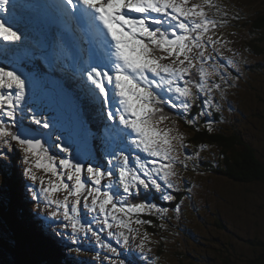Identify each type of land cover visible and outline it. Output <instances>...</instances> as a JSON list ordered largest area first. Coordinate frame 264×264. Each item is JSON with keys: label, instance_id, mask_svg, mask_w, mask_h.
<instances>
[{"label": "snow or ice", "instance_id": "snow-or-ice-1", "mask_svg": "<svg viewBox=\"0 0 264 264\" xmlns=\"http://www.w3.org/2000/svg\"><path fill=\"white\" fill-rule=\"evenodd\" d=\"M18 7L46 11L53 32L49 55L71 60L79 83L71 97L53 96L43 105L32 76L0 59V174L11 175L18 146L23 176L31 182L25 188L42 206V231H51L53 243L63 245L61 252L79 256L88 242L98 264H154L149 234L133 224L151 225L140 217L163 218L169 209L131 201L149 190L174 200L176 165L186 169L206 147L185 151L181 159L178 149L189 145L176 128L166 126L171 116L165 108L189 125L210 117L209 109L220 110L213 94L223 92L213 78L227 83L235 61L224 56L228 42L216 35L229 21L209 11L228 13L214 0H26L23 5L0 0V13H8L0 16V49L25 53L28 33L16 16ZM86 104L95 106L94 118L102 123V158L92 145L97 135L86 119ZM194 105L200 111L188 118ZM205 124L213 131L211 119ZM180 210V205L174 209Z\"/></svg>", "mask_w": 264, "mask_h": 264}, {"label": "rangeland", "instance_id": "rangeland-1", "mask_svg": "<svg viewBox=\"0 0 264 264\" xmlns=\"http://www.w3.org/2000/svg\"><path fill=\"white\" fill-rule=\"evenodd\" d=\"M192 2L196 3L199 0H192ZM214 3L221 8L224 6L223 11L228 13L227 17H221L215 15L216 10L212 9L209 11V16L218 20L223 18L229 21L223 27L216 29V35L221 36L224 41L228 42L222 51L225 57L235 61V65L230 68V74H238L239 78L228 77L230 79L226 87L230 86V90L221 85L223 95L221 91H217L214 92L213 97L222 99L223 104L219 106L223 107L221 112L228 122L231 124L236 119L233 127L244 126L247 129L243 127L245 131L249 132L246 134L249 141L258 150L263 149L264 118L263 115L256 116L254 111L264 114V71L259 70L260 62L264 65V45L260 43V38H264V26L261 25L264 22V0H214ZM234 16H238V18L233 19L232 17ZM253 30L255 31L254 33ZM252 40L259 44V49L262 48V51H254L252 49ZM249 67H251L250 70L248 69ZM262 69L264 70L263 67ZM35 83L38 89L39 81H35ZM220 83L222 84V81ZM224 89L226 93L232 95L225 94L226 98L228 99L227 96H229L234 104L231 110L236 116L231 113H225L226 110L229 112L230 110L229 103H227V99L224 96ZM165 112L171 116V120L178 121V118L171 111L169 112V108H165ZM175 125L166 122L167 127H174L181 133L180 128ZM91 127L93 128L92 131L96 133L94 128L97 127ZM184 143L188 144V141H184ZM178 151L181 153V159H183L185 149H178ZM98 152L101 155L99 149ZM217 152L219 151L217 150ZM15 166L16 168H12V170L19 174L18 177L14 175L16 179L20 180L21 178L26 181L23 176L24 165L19 161V163H15ZM178 167L179 164L176 165L175 169L178 175L174 178L177 186L170 191L175 196L172 201L181 204L180 212L173 211L174 208L171 214L172 216L179 215L180 220L179 222H174L164 220L159 216L154 218L162 220L163 223V234L161 232L160 235L162 236L157 240L158 248L154 247L153 243L148 245L151 248V252L148 255L153 259L154 264H175L174 251L176 250L177 252L178 249L183 248L189 249L193 255L203 258V262L210 261L211 264H264V186L261 187V183L258 186L256 184L234 183L228 176L222 179L218 174H209L203 171L202 173L191 175L183 166ZM42 174L38 173V175ZM6 181L7 178L1 174L0 203L3 201L7 204L8 200H10L9 204L11 206L12 196L9 197L8 195ZM30 183L29 181L27 184L29 185ZM151 192L154 194L153 197H150L148 192L144 191L143 201H151L157 205H160L161 202H168L162 200L159 193ZM63 195V193L57 194L58 198L61 199ZM131 202L136 203L135 200ZM0 208H2L1 205ZM19 211L32 214L31 218L36 223L37 221H41V223L44 221V217L33 214L36 211L42 212V206L38 208L37 204L32 200L29 201L28 205L24 204ZM184 212L188 213L190 217L182 221ZM198 212H204L205 214H194ZM11 214L9 211L5 214H0V237H2L0 238V264H19L22 261L16 256H8L12 252V247L5 244V242L10 240L12 245H17L20 242L17 239L20 236L17 235L16 238L12 230L8 228L9 224L12 223L16 231L21 233L26 231L22 230L24 228L17 223H13V219L10 218ZM145 226V224L140 226L133 224V227H138L139 230L140 228L145 229ZM191 228L192 231L200 235L199 241L191 240L190 238H194V236L185 231ZM179 230L182 231L184 236L180 233H175V231L179 232ZM145 231L147 232V230H140V233L143 234ZM147 233L151 241H153V232ZM40 235L41 237L43 236L44 242L50 240L46 233L41 232ZM31 239L34 238L30 237L29 242H26L29 249ZM136 242L138 243L139 241ZM32 244L41 245V241L36 240ZM3 249H7V251ZM81 254L91 255L93 251L85 250ZM19 257L22 256L20 255ZM81 259L90 260L92 258L85 259L81 257ZM76 261L81 264H87L86 262ZM259 261L260 263H258ZM42 264L58 263L57 260L50 259L49 262Z\"/></svg>", "mask_w": 264, "mask_h": 264}, {"label": "trees", "instance_id": "trees-1", "mask_svg": "<svg viewBox=\"0 0 264 264\" xmlns=\"http://www.w3.org/2000/svg\"><path fill=\"white\" fill-rule=\"evenodd\" d=\"M224 6L222 7L223 10ZM264 26V22L261 24ZM264 28V27H263ZM255 31L253 30V33ZM255 40H252L251 46L254 51H262V48L259 49V44L254 42ZM261 45H264V38H260ZM262 67L264 68V65L260 62V68L259 70H262ZM252 68L254 69V66L252 65ZM249 70L251 67L248 68ZM255 70V69H254ZM233 72V70H232ZM228 77L236 78L238 79V74H230ZM195 78V76H193ZM213 79L216 80V82L220 83V80L218 77H214ZM229 83V79L227 83L222 82V86L225 88ZM228 90H230V86L226 87ZM225 90V89H224ZM223 91V90H222ZM232 96L230 93H226V90L224 92V96L226 98V95ZM227 103H229V111H225L226 114L231 113L232 115L236 116V114L231 110L232 106L234 105L230 97L227 96ZM234 100V98H233ZM198 103V102H197ZM214 104L216 105H222V99L220 97L214 98ZM170 109V108H169ZM219 111H216L215 108L209 109V111L212 113L210 117L201 118L199 121H197L196 125H189L186 123V120L184 117L179 116L176 114V110L170 109L171 111L178 119L176 121V127H179L181 130V134L184 136V141H188L189 147L185 150L188 153H196L197 151H200V146L205 145L206 147L203 149V151H200V158L198 160L194 159L192 161H188V167L185 169L189 171L191 175H195L196 173H209V174H218V176L222 179H225L226 176H228L234 183H240V184H256L258 186L259 183H261V187L264 186V148L259 149L255 147L250 141L249 138L246 136L247 131H245V127H233V123L236 121V119L230 124L225 116L222 115L221 110H223V107L219 106ZM200 111V108L196 105L193 106L191 109L188 118L191 116L196 115ZM256 116H262L264 118V114L260 112L254 111ZM238 114V113H237ZM238 116V115H237ZM206 119H211L213 121V131L209 132L207 130V126L205 124ZM168 123H172L169 122ZM245 129H244V128ZM198 129V130H197ZM247 130V129H246ZM219 152H217V150ZM184 151V152H185ZM21 162V161H20ZM13 163V169L16 168L15 163H19L17 159L13 157L12 160ZM182 167L179 165L178 168ZM1 175V174H0ZM19 176L15 170H12L11 175L7 178V188H9L10 193H8L9 197H11V206L9 204L10 200H8V203L5 204L2 200L0 203V214H5L7 211L11 212L10 218L13 219V223H17L20 227L24 228L22 230H26L24 232L16 231L11 224H9L8 228L12 230V233L20 236V238H17L20 242L17 245H12L11 240L5 242L6 246L10 245L12 247V252H10V255L8 256H16L20 258L22 261L20 264H42L47 263L50 261V259L56 261L58 264H81L76 261V259H81L75 255H71L68 253V251L65 249L63 252L60 251V248H63V245H55L53 243V239L51 236V231H42V223L38 224L34 222L31 218L33 216L32 214H29L27 212H20L19 209L22 208V206L28 205L31 198L28 196V192L25 188V185H28L26 181L20 178V180H17L16 177ZM154 194H152L153 197ZM264 199V197H263ZM136 203L143 202L144 200V191H141L140 195L134 199ZM26 202V203H25ZM181 204L179 202L175 201H168V202H161L159 206L166 207L169 209L168 214L166 217H163L162 219L167 221H174L179 222L180 217L179 215L172 216V210L177 206ZM4 208V209H3ZM41 211V210H40ZM174 211V210H173ZM205 214L204 212H198L194 213L196 215L198 214ZM10 215V213H9ZM37 215L44 217L41 212H38ZM189 214L184 212L182 216V221H184ZM20 218H18V217ZM156 216H159L158 214H152V215H143L140 218L143 220H150L152 221L151 225L145 224V229L140 228L141 231L147 230V232L152 233L153 236V246L158 248V238H161L163 234L162 229V220H156L154 219ZM160 217V216H159ZM16 218V219H15ZM173 222V224H175ZM36 225V229L34 226ZM150 226V227H149ZM36 229V230H33ZM161 230V231H160ZM185 230V229H183ZM28 231V232H27ZM41 231L43 233H46L49 237V241H43V237H41ZM151 231V232H150ZM192 234L194 238H190L193 241H199L200 235L197 232L192 231V228L189 230H185ZM177 234L183 235L182 231L179 230V232L175 231ZM36 234L37 237L34 235ZM184 236V235H183ZM30 237H33L34 239H31V246L30 249L26 245V242H29ZM2 238V237H0ZM42 238V239H41ZM39 240L41 241V245H33V241ZM160 242V241H159ZM65 243H67L65 241ZM50 244V245H49ZM87 244V243H86ZM163 244V242H162ZM53 246V248H51ZM69 247V246H68ZM93 246H90L92 248ZM7 251V249H3ZM14 254V255H12ZM22 257H19V256ZM81 256H84V254H81ZM94 256V255H93ZM264 257V256H263ZM43 260V262H41ZM82 261L84 259H81ZM174 260L175 264H211L210 261H204L203 258L197 257L193 255L189 249L183 248L178 249L174 251ZM87 264H94L93 262L87 261ZM260 263V261L258 262ZM141 264H144L143 261H141Z\"/></svg>", "mask_w": 264, "mask_h": 264}, {"label": "bare ground", "instance_id": "bare-ground-1", "mask_svg": "<svg viewBox=\"0 0 264 264\" xmlns=\"http://www.w3.org/2000/svg\"><path fill=\"white\" fill-rule=\"evenodd\" d=\"M31 2H33V3H36V4H38L40 1H37V0H31ZM45 3H47V2H45ZM42 4H44V2H42ZM30 43H31V41H30ZM62 66L63 65H61V68H62ZM33 80L34 81H37V79L36 78H33ZM27 180V179H26ZM28 183V182H27ZM146 192H148V194L150 195V196H152V192H151V190H149V191H146ZM38 212H40V211H36V212H34L33 214L34 215H37V213ZM42 213V212H41ZM39 216V215H38ZM39 217H41V216H39ZM37 221V220H36ZM39 223H41V221H37V227H38V224ZM36 228V227H35ZM33 230H36V229H33ZM37 231V230H36ZM36 237H37V235L36 234H34ZM47 235V234H46ZM105 235V234H104ZM43 237V236H42ZM38 238V237H37ZM113 242V244H115V242L114 241H112ZM92 246V245H91ZM87 247V244L86 243H84L83 245H82V248H86ZM86 250V249H85ZM88 250H92L93 251V254H91V255H89V254H84V256H81V254H80V256L81 257H84L85 259H89V258H92L93 257V255H95V251H96V249L94 248V246L92 247V248H90V249H88ZM91 260V261H90ZM90 260H81V262L82 263H84V262H87V261H90V262H93L94 264H96L97 262L96 261H94L93 259H90Z\"/></svg>", "mask_w": 264, "mask_h": 264}, {"label": "water", "instance_id": "water-1", "mask_svg": "<svg viewBox=\"0 0 264 264\" xmlns=\"http://www.w3.org/2000/svg\"><path fill=\"white\" fill-rule=\"evenodd\" d=\"M50 98H52V96H50ZM38 101V100H37ZM38 103H39V101H38ZM9 193V192H8ZM20 264V263H19Z\"/></svg>", "mask_w": 264, "mask_h": 264}]
</instances>
